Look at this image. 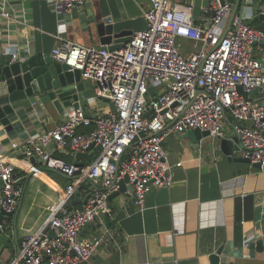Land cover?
Masks as SVG:
<instances>
[{"label": "built area", "instance_id": "2783aa9c", "mask_svg": "<svg viewBox=\"0 0 264 264\" xmlns=\"http://www.w3.org/2000/svg\"><path fill=\"white\" fill-rule=\"evenodd\" d=\"M52 1L58 12L69 14L87 0ZM146 1V28L136 31L120 49L85 46L58 36L53 57L92 81L95 88L90 99L107 98L115 110L104 111L95 105L90 112L87 106H69L65 119L54 129L11 144L26 157L41 158L48 168L72 179L50 206L47 223L21 239L14 264H86L113 236L104 215L120 180L128 177L134 204L141 211L152 187H172L174 165L163 141L173 132L198 128L219 141L230 116L242 156L264 165V107L246 95L264 88V56L253 53L254 46L264 51V30L247 23L243 14L233 18L228 30L232 0H209L198 17L194 0ZM9 2L0 0V15L6 19L13 18ZM184 40L192 47L187 55ZM150 87L155 88L154 95ZM246 121L253 126L244 125ZM82 126L92 129L79 131ZM92 147L98 154L84 166L55 155L68 150L86 154ZM0 182V208L17 211L23 187L14 164L2 158ZM86 183L91 195L83 206H72L76 192ZM95 221L100 223L99 231L83 238V228Z\"/></svg>", "mask_w": 264, "mask_h": 264}, {"label": "crops", "instance_id": "0c3cea01", "mask_svg": "<svg viewBox=\"0 0 264 264\" xmlns=\"http://www.w3.org/2000/svg\"><path fill=\"white\" fill-rule=\"evenodd\" d=\"M208 1L194 0L195 17ZM232 1L227 28L236 3ZM147 3L146 0H87L83 6L64 14L54 8L52 0H10L13 18L0 15V57L24 51L49 52L53 57L52 49L58 36L85 46H102L99 24L105 17L113 18L115 31L134 34L147 26ZM262 11L264 0L251 3L244 0L235 16L243 14L247 23L258 27L264 25V21L255 17ZM183 42L191 46L190 41ZM191 50L192 47L183 53L187 55ZM253 53L259 58L264 56V51L257 46ZM252 97L264 107V88ZM89 105L104 111L109 109V105L99 106L94 99H89ZM64 119L65 112L60 114L50 105L45 111L30 114L21 110L11 131L0 126V158L14 164L18 184L23 187L15 216L3 219V223L9 225L0 235L1 264H14L20 253L21 239L47 223L50 206L58 201L69 183L68 176L44 163L34 165L11 144L36 139ZM233 122L228 116L223 137L235 135ZM243 124L253 126L251 121ZM91 129L82 126L79 131ZM220 140L204 137L196 141L187 136V132H173L166 137L163 147L174 165L172 187H152L142 211L134 204L133 193L114 197L109 210L110 225L104 215L113 236L86 264H211L212 255L219 249L222 250L221 264H264V248L259 250L253 243L259 237L264 238V170L244 161L229 160L220 147ZM97 154L98 149L92 148L83 160L71 150L55 155L79 165ZM234 156L242 157V154L237 150ZM177 162L182 164L176 166ZM78 193L79 198L72 203L74 207L83 206L90 194V184H84ZM100 227L98 221L92 222L83 228L81 236L91 237Z\"/></svg>", "mask_w": 264, "mask_h": 264}, {"label": "water", "instance_id": "95a60500", "mask_svg": "<svg viewBox=\"0 0 264 264\" xmlns=\"http://www.w3.org/2000/svg\"><path fill=\"white\" fill-rule=\"evenodd\" d=\"M244 0H236L231 18L228 24V30L231 22L235 17L237 8L242 5ZM242 10V9H241ZM256 19L264 21V13H259ZM258 28L264 30V25H258ZM99 32L101 36V45L109 50H117L125 46L133 37L131 31H115L113 18L105 17L99 24ZM264 45V42H261ZM95 85L91 80L83 79L81 71L78 69L70 70V67L56 60L49 52L43 51H24L18 54L10 53L7 57H0V126L6 131L14 128V121L19 119L21 110L26 114L37 111H45L51 105L60 114H63L67 107L71 106L78 109L80 106H87L89 99L94 95ZM150 92L154 95L156 90L150 87ZM240 92H243L239 87ZM259 88L253 89L246 95H254L259 93ZM101 101L109 105L115 110L113 103L103 98ZM187 136L193 140L202 137H208L209 131H201L200 129H192L187 131ZM220 147L229 160H239L250 163L253 167L264 170L261 163H251V160L245 157H235L234 154L239 150L238 136L222 137ZM93 148V147H92ZM86 154L77 153L78 159H85ZM34 165L43 163L41 158L32 156L29 159ZM54 170V169H53ZM57 172L63 174L61 171ZM128 177L120 180L119 190L113 192L108 199V208L112 206L114 197L131 192L134 188L128 183ZM1 183V182H0ZM91 194L87 195L84 202L87 201ZM79 198L78 191L75 194L72 203ZM16 211H6L0 208V235L8 227L9 224L3 223L5 216H15ZM106 222L110 225V213L105 214ZM54 235V230H51ZM257 249L263 250L264 238L259 237L253 242ZM252 243V244H253ZM221 253L219 249L217 253L212 255L211 264H221Z\"/></svg>", "mask_w": 264, "mask_h": 264}, {"label": "rangeland", "instance_id": "374dc122", "mask_svg": "<svg viewBox=\"0 0 264 264\" xmlns=\"http://www.w3.org/2000/svg\"><path fill=\"white\" fill-rule=\"evenodd\" d=\"M190 44L188 43V42H183V49L185 50V49H190ZM97 102V105H99V106H102V107H106L103 103H101L100 101H96ZM88 107V110L90 111V112H93V111H95L94 110V107L92 106V105H89V106H87ZM62 194V193H61ZM60 196V195H59Z\"/></svg>", "mask_w": 264, "mask_h": 264}, {"label": "trees", "instance_id": "16d2710c", "mask_svg": "<svg viewBox=\"0 0 264 264\" xmlns=\"http://www.w3.org/2000/svg\"><path fill=\"white\" fill-rule=\"evenodd\" d=\"M94 157H95V155H94V156H89L88 159H87L86 161L81 162L79 165H80V166H84V165L90 164V163L92 162V160H93ZM71 180H72L71 178L68 179L69 182H70ZM71 205L74 206L73 204H71Z\"/></svg>", "mask_w": 264, "mask_h": 264}]
</instances>
